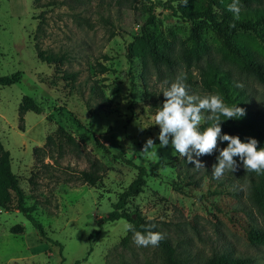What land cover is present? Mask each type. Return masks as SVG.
<instances>
[{
  "label": "rangeland",
  "instance_id": "obj_1",
  "mask_svg": "<svg viewBox=\"0 0 264 264\" xmlns=\"http://www.w3.org/2000/svg\"><path fill=\"white\" fill-rule=\"evenodd\" d=\"M150 1L153 29L189 43L191 22L165 8L166 0ZM147 3L126 8L109 0H0V77H17L11 85L0 84V141L10 153L26 205L34 207L32 214L47 237L63 245L60 252L58 245L42 239L17 209L0 208V264H74L78 259L80 264H165L158 246H136L127 220L98 223L137 175L120 153L148 172L143 190L125 208L151 219L181 257L195 263L229 252L264 264V245L247 236L252 226L264 227L250 196L257 176L240 165L215 179L211 155L200 157L205 168L193 165L186 173L181 170L184 157L171 141L168 147L159 145L160 128L150 110L153 96L164 98V90L181 74L190 81L189 92L194 88L202 98L212 93L203 89L194 66L177 67L171 79L153 74L144 86L141 60L127 58V45L140 32ZM200 24L210 56L220 59L217 35L205 22ZM237 38L264 61L262 44L249 30H240ZM38 49L64 55L61 67L77 71V80L61 78L54 64L37 57ZM98 63L108 70L101 72ZM234 72L247 86L249 107L264 110V84L235 67ZM94 85L103 99L91 91ZM25 96L41 112L27 111L20 122ZM59 125L74 143H63L61 151L51 145V156L41 153L43 162H36L33 148L43 146ZM148 138L156 144L144 152ZM92 162L101 174L93 186L80 176ZM16 225L21 232L12 231Z\"/></svg>",
  "mask_w": 264,
  "mask_h": 264
},
{
  "label": "trees",
  "instance_id": "obj_2",
  "mask_svg": "<svg viewBox=\"0 0 264 264\" xmlns=\"http://www.w3.org/2000/svg\"><path fill=\"white\" fill-rule=\"evenodd\" d=\"M114 1L120 7L133 8L136 3L143 0H109V3L114 4ZM146 1L148 3L144 5V9L147 15L141 24L140 32L134 35L132 41L127 45V58L132 60L137 57L141 60L140 78L144 86L148 85V81L153 74L158 78L166 76L167 79H171L175 77L176 71L174 70L177 67L188 70L191 66H194L199 71L201 85L204 90L220 95L228 106H238L246 109L247 115L240 119L224 120L225 117H220L222 120V134L238 135L243 142H248V138H255L259 141L258 150L264 148V110L249 107L247 104V86L234 72L235 67V69L252 75L264 84V61L237 38V33L240 30H249L262 44L261 49L264 53V5L261 4V0H240L242 11L239 19H235L234 14L228 10V5L233 0H188L186 6L183 0H166L162 3L165 8L191 22L189 43L179 42L177 39L167 37L153 29L154 12L152 2L150 0ZM201 21L208 24L217 35L220 59L210 56V46L201 32ZM37 57L45 63L54 64L56 71L61 73V78L64 80L68 82L77 80V71H68L61 67L65 59L64 55L38 49ZM98 64L101 72L108 70L106 66ZM164 68L168 70V75H163ZM183 76L184 74L179 75L182 82H185L184 84L188 86L190 81L188 77L184 78ZM16 81L17 77L15 75L0 77V84L3 86L11 85ZM237 85H243V87ZM91 91L99 95L101 99L104 98L98 86H92ZM187 91L190 95H195L196 92L194 88L192 92H189L188 89ZM163 101L164 98L153 96L150 102V110L157 113ZM27 111H33L37 114L41 112L40 106L29 96H25L19 105L18 116L20 122H23ZM209 115H211L209 111H202L203 122L199 126L201 132L213 123V121L207 119ZM19 128L22 129L21 124ZM74 141V137L63 126L59 125L54 134L47 135L43 146L33 148V156L36 162H43L40 154L51 156V145L56 146L61 151L63 143L69 144L74 143ZM218 143L219 147L223 148L227 147L228 142ZM218 155V152L211 155L214 163L217 162L216 157ZM119 157L126 164L135 167L137 175L126 189L119 193L117 201L113 204V210L108 216L100 219L99 225L101 226L103 222L125 219L131 223L133 232L145 233L148 226L155 225L151 230L162 233L157 225L151 219L143 217L139 210L129 211L125 208L129 198L143 190L148 172L145 166L135 163L132 159L125 157L124 154L120 153ZM234 159L242 166L239 157H234ZM181 163V170L186 173L193 166V164L188 163L186 158H183ZM90 166L89 170H82L80 176L85 183L93 186L101 180V174L99 173V166H96L94 162ZM247 172L257 176V179L251 184L250 196L253 203L260 209L264 220V173L258 175L255 172ZM25 200L26 193L11 169L10 153L0 141V208L6 210L17 209L31 222L42 239L58 245L61 252L63 245L47 237L43 225L32 214L34 207L26 205ZM21 230L22 227L19 225L12 228V231L17 233ZM247 236L251 242L264 245V227L252 226L248 230ZM164 237L158 247L163 253L165 264H252L249 257L235 256L229 252L216 253L200 262L193 263L187 258L181 257L172 242L166 236ZM81 261V259H78L74 264H80Z\"/></svg>",
  "mask_w": 264,
  "mask_h": 264
},
{
  "label": "clouds",
  "instance_id": "obj_3",
  "mask_svg": "<svg viewBox=\"0 0 264 264\" xmlns=\"http://www.w3.org/2000/svg\"><path fill=\"white\" fill-rule=\"evenodd\" d=\"M183 3L186 6L188 0H183ZM228 10L234 14L235 19H239L242 11L240 0H233L228 5ZM163 96L165 99L155 115V125L160 128V147H168L171 141L175 152L186 158L197 170L205 168V163L200 157L218 152L217 162L212 165V175L215 179L222 178L226 171L236 172L239 169L240 164L234 157H239L246 172L251 171L258 175L264 173V148L258 150L257 139L248 138V142H243L238 135L222 134L220 117H225L224 120L240 119L247 115L246 109L226 105L218 94L206 95L203 98L190 95L181 77H177L176 81L164 90ZM202 111H209L211 115L207 119L213 121L203 132L199 130ZM225 141L228 142L227 147H219L218 142ZM155 144L153 138H148L143 151L148 152ZM126 227L131 229V225ZM154 227L155 225L148 226L145 233L134 232L133 242L136 246L159 245L165 237L163 233L152 231Z\"/></svg>",
  "mask_w": 264,
  "mask_h": 264
}]
</instances>
